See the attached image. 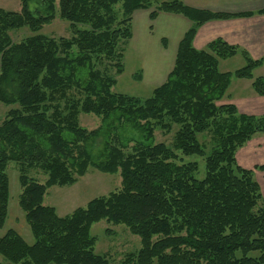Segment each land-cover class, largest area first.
Listing matches in <instances>:
<instances>
[{"label": "trees", "instance_id": "16d2710c", "mask_svg": "<svg viewBox=\"0 0 264 264\" xmlns=\"http://www.w3.org/2000/svg\"><path fill=\"white\" fill-rule=\"evenodd\" d=\"M19 4L18 11L0 8V103L10 106L0 123V229L8 214L7 168L14 162L18 204L33 242L8 228L0 236V255L14 264H108L95 253L90 233L105 219L140 238L139 249L120 264H264L260 187L253 169L239 166L234 156L253 134L264 133V114L218 103L233 78L251 79L264 96V77H253L262 58L219 37L205 49L193 46L205 22L253 12H215L183 0ZM140 9L149 10L151 21L166 12L191 22L171 71L147 98L112 91L124 71L132 14ZM56 15L69 23V37L39 33ZM20 28L31 34L15 41L9 32ZM237 53L244 65L219 71L218 60ZM81 113L99 117L100 124L83 127ZM157 128L175 130L170 145L155 141ZM179 152L203 159L202 178L196 177L198 163L181 162ZM90 167L119 172L120 189L65 216L43 204L48 187L71 185ZM254 169L264 170V164ZM33 170L46 175L43 183L29 175Z\"/></svg>", "mask_w": 264, "mask_h": 264}, {"label": "rangeland", "instance_id": "374dc122", "mask_svg": "<svg viewBox=\"0 0 264 264\" xmlns=\"http://www.w3.org/2000/svg\"><path fill=\"white\" fill-rule=\"evenodd\" d=\"M0 8L9 11H18L20 9L19 0H0ZM68 25L69 23L66 20L61 19L58 15H56L50 23L43 25L39 33L51 37H69L71 30L69 29ZM9 33L12 39L15 41H19L31 34V32L27 28L12 30ZM136 36H139L138 29H136ZM172 47L173 46L171 45V48ZM250 57L252 56L250 55ZM122 63L124 65V71L123 73L116 76L117 81L116 84L112 87V91L115 93L137 96L139 98L149 97L154 87H152V85H147L144 82L141 83L142 81H140V76H138L137 79V74H135L139 67L137 53H135L131 49L127 50V52L124 54ZM243 65L244 58L240 53H237V55L226 59L218 60V69L221 72H233L234 70L241 68ZM235 82L237 83V80L233 81L232 85ZM229 93H231V90L229 91ZM225 95L218 103H225ZM235 107L237 108L236 105ZM9 108L10 106H6L0 103V123L4 119L5 114ZM239 112L242 113L241 111ZM244 114L254 115L249 113ZM79 122L83 127H86L87 129H93L100 124V119L93 114L81 113L79 115ZM174 131L175 130L172 129L170 132H164L161 129L157 128L155 130V141L170 145ZM262 135H264V133L257 132L253 134L251 138L244 144L236 148L234 156L235 161L239 166H241L242 164L240 158L242 156V150L246 148V144L253 138V141H255ZM207 140H209V137L205 139V141ZM261 144L264 146V141H262L257 147V155L251 156L250 158H248V156L243 157V159H245V162L247 163H252L254 161L257 162V164L248 169L254 170V167L256 165L258 166L264 164L260 162V160L262 159V154L258 152V148L261 146ZM94 149H96L95 145ZM179 157L182 160L181 162L184 163L196 161L199 166L196 177L202 178L204 176V163L201 157L196 155L183 156L180 154V152ZM7 174L9 177L8 214L3 228L0 229V236H2L8 228H13L24 238L26 242L32 243V233L30 231L28 223L24 218V212L18 204V196L21 192V186L19 184L18 165L14 162H10L7 168ZM29 175L34 177L36 180H39L40 183H43L46 179V175L40 173V171L37 170L31 171ZM255 177H257V173L255 174ZM120 182L121 177L119 172L110 174L90 167L84 175L78 177L77 180L71 185H53L48 187L43 198V204L54 207L58 216H65L70 214L74 209L78 207H85L87 202L92 198L107 195L109 192L120 189ZM90 233L95 238V253L105 255L108 260V264H120V262L125 259L128 253L136 252L140 247L139 236L132 234L129 229L123 224H114L112 222L106 221L105 219H101L91 225ZM0 261L3 264H14L5 260L1 255Z\"/></svg>", "mask_w": 264, "mask_h": 264}, {"label": "crops", "instance_id": "0c3cea01", "mask_svg": "<svg viewBox=\"0 0 264 264\" xmlns=\"http://www.w3.org/2000/svg\"><path fill=\"white\" fill-rule=\"evenodd\" d=\"M183 2L215 12L230 14L253 12L250 16H233L205 22L198 28L193 38V46L199 50L205 49L213 39L222 38L227 43L247 51L251 58H263L262 64L253 70V76L264 77V12L259 13L260 10H264V0H183ZM190 25L191 22L180 14L159 12L151 21L149 10L140 9L133 12L132 37L124 54L129 49L137 53L139 67L135 74L140 75L141 83L155 88L165 81L173 67L178 43ZM136 29L139 36H136ZM235 80L237 83L232 85ZM251 82L250 79H232L224 98L225 103H234L242 113L264 114V96L254 94ZM253 140L254 138L242 150L240 161L244 168H251L257 164L256 161L247 163L243 157L257 155V147L264 141V135ZM258 149L262 154L260 162L264 163V146L261 144ZM253 175L259 184L264 202V170L254 169Z\"/></svg>", "mask_w": 264, "mask_h": 264}]
</instances>
